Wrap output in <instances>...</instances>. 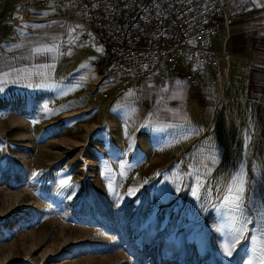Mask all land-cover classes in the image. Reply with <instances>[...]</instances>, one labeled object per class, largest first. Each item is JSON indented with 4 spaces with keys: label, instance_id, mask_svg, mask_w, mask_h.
Instances as JSON below:
<instances>
[{
    "label": "rangeland",
    "instance_id": "374dc122",
    "mask_svg": "<svg viewBox=\"0 0 264 264\" xmlns=\"http://www.w3.org/2000/svg\"><path fill=\"white\" fill-rule=\"evenodd\" d=\"M39 1L30 19L52 13ZM43 22L53 33L56 20ZM64 44L47 74L18 56L0 62V264H259L257 116L219 115L186 81L100 98L98 79L80 87L63 64ZM240 173L245 199L233 210L223 197Z\"/></svg>",
    "mask_w": 264,
    "mask_h": 264
},
{
    "label": "built area",
    "instance_id": "2783aa9c",
    "mask_svg": "<svg viewBox=\"0 0 264 264\" xmlns=\"http://www.w3.org/2000/svg\"><path fill=\"white\" fill-rule=\"evenodd\" d=\"M42 2L54 20L104 48L100 79L92 90L95 96L134 92L144 83L163 87L170 76L180 73L192 88L216 84L220 78V59L227 54L217 42L233 20L222 0ZM39 4L0 0V45L9 30L30 21L32 7Z\"/></svg>",
    "mask_w": 264,
    "mask_h": 264
},
{
    "label": "crops",
    "instance_id": "0c3cea01",
    "mask_svg": "<svg viewBox=\"0 0 264 264\" xmlns=\"http://www.w3.org/2000/svg\"><path fill=\"white\" fill-rule=\"evenodd\" d=\"M222 2L233 18L232 24L221 30L217 42V47L225 51L227 58L220 59L221 75L217 83L202 84L201 88L197 87L194 95L198 98L199 94L203 104L206 102L214 108L218 106L219 115L257 116L256 122L262 124L257 129V139L264 145V0H247V5L240 1L235 7L225 0ZM51 16V12L43 11L38 18L32 17L30 21L9 30L0 45V62L18 56L23 61L22 65L29 66L30 72L41 71L42 74H47L51 60H55L52 56L56 53V45L58 42L61 45L65 42L67 50L62 56L63 64L73 66L81 83L80 87L98 79L92 85L95 87L100 79L104 48L86 40L88 49L85 51L91 52L88 56L85 54L86 59L81 53L82 47L77 46V42L83 40L74 34L71 26L56 21L52 25V33L50 30L44 31L49 29L44 26L46 23H37L53 18ZM17 39L18 42H13ZM38 48L41 51L37 52ZM48 48L52 51L45 50ZM168 80L173 91L179 90L183 86L179 83L186 81L183 74L170 76ZM186 83L188 84L187 81Z\"/></svg>",
    "mask_w": 264,
    "mask_h": 264
},
{
    "label": "snow or ice",
    "instance_id": "6c2138e0",
    "mask_svg": "<svg viewBox=\"0 0 264 264\" xmlns=\"http://www.w3.org/2000/svg\"><path fill=\"white\" fill-rule=\"evenodd\" d=\"M46 51H52L51 48L45 49ZM37 52L41 51V49H36ZM250 139V137L248 138ZM213 160H215V157H213ZM35 175V173H34ZM245 178L243 173H240L238 175H235L232 177V181L229 183L228 188L226 190V194L223 197V206L231 208L233 210L239 209L242 205V202L245 199ZM62 186H68L70 187L68 180L61 181ZM129 194H132V190L130 189ZM195 194V193H194ZM244 229L241 227L238 229L233 237V243L231 247L225 246V254L227 256L232 255V251L235 249L236 243L240 241V239L243 238ZM248 264H253V261H249ZM259 264H264V252L259 257Z\"/></svg>",
    "mask_w": 264,
    "mask_h": 264
},
{
    "label": "bare ground",
    "instance_id": "6f19581e",
    "mask_svg": "<svg viewBox=\"0 0 264 264\" xmlns=\"http://www.w3.org/2000/svg\"><path fill=\"white\" fill-rule=\"evenodd\" d=\"M179 75H182V73H180V74H176V75H174V76H179Z\"/></svg>",
    "mask_w": 264,
    "mask_h": 264
},
{
    "label": "trees",
    "instance_id": "16d2710c",
    "mask_svg": "<svg viewBox=\"0 0 264 264\" xmlns=\"http://www.w3.org/2000/svg\"><path fill=\"white\" fill-rule=\"evenodd\" d=\"M103 65V60L101 61V66Z\"/></svg>",
    "mask_w": 264,
    "mask_h": 264
}]
</instances>
